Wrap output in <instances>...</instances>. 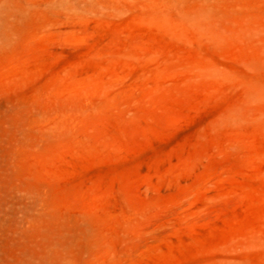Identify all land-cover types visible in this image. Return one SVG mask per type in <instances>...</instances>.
<instances>
[{
    "label": "rangeland",
    "instance_id": "rangeland-1",
    "mask_svg": "<svg viewBox=\"0 0 264 264\" xmlns=\"http://www.w3.org/2000/svg\"><path fill=\"white\" fill-rule=\"evenodd\" d=\"M0 264H264V0H0Z\"/></svg>",
    "mask_w": 264,
    "mask_h": 264
}]
</instances>
